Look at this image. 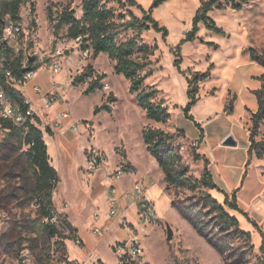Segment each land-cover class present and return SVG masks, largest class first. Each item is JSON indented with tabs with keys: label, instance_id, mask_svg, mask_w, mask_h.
I'll return each mask as SVG.
<instances>
[{
	"label": "rangeland",
	"instance_id": "rangeland-1",
	"mask_svg": "<svg viewBox=\"0 0 264 264\" xmlns=\"http://www.w3.org/2000/svg\"><path fill=\"white\" fill-rule=\"evenodd\" d=\"M137 1L145 9H149L153 0ZM202 1L167 0L155 8L153 17L167 28V35L154 29L143 31L139 37V45L148 46L149 52L136 50L133 54L137 58L150 60L149 68L153 69V74L145 80L141 90L150 87L160 90L153 101L163 104L171 113L167 122H158L146 115L137 100L138 93L132 94L130 81L115 72L116 61L108 53L103 52L94 57L91 49L76 40L64 38L63 34L59 38L53 35L46 7H52L54 16L69 8L75 11L77 18H82V0H25L21 6L20 24L24 30L8 40L10 46L24 53L25 66L32 57L33 61L42 63L44 69L55 62L61 63L62 67L56 74L67 92L66 100L73 118L88 120L95 125L92 138H87L86 133L81 136L75 147L77 157L82 156L81 143L84 140H87V145L92 144L105 150L111 162L118 159L124 164L126 148L136 158L140 169L149 173L152 180L150 195L159 217L158 225L149 229L148 234L142 237L143 254L135 258L127 257L124 263L120 262L110 247V241L116 234L111 232L107 235L99 246V254L108 264H226L222 255L171 206L173 200L178 205L197 202L202 191L211 193L220 203L224 202V195L216 190H207L201 185L195 190L167 187L163 171L150 152L146 153L148 150L142 137V131L146 127L159 128L169 133L170 143L189 169L188 176L200 180L204 160L195 159L194 151L199 153L201 142L196 145L194 140L204 137L203 126L211 133L229 131L239 141L245 140L247 131L252 127L250 113L257 106L255 90L261 83L256 76L264 74V66L252 62L249 48L254 47L260 53L264 52V0L251 1L242 10L231 7L211 9L207 13L210 23L204 20L198 22L195 38L185 40L187 33L193 29ZM103 2L108 8L114 9L116 16L122 15L129 19V12L132 11L136 16L143 17L142 11L135 7L121 8L114 0ZM31 3L34 4V12L31 11ZM216 28L222 31L219 32ZM132 36L133 32L123 33L118 42L123 43ZM54 41L57 43L53 44ZM176 60L180 61L179 65H175ZM88 65L93 67L94 73L74 81L76 76L87 71ZM195 72L210 73L208 79L199 82V100L191 110V114L203 125L202 135H199L200 130L183 113V108L190 101L189 79ZM102 73L107 76L99 82L94 92L86 94L85 90L95 75ZM243 87L246 91L241 96L240 90ZM104 103L110 109L103 108L95 114V107ZM213 121L215 123L207 126ZM5 138V131L0 127V141ZM255 140L264 141V120ZM20 143L21 140L17 138L0 146V264H68L67 261H73L70 256L85 258V253L75 244L77 236L69 231L61 219L57 224L60 234L51 240L34 232L33 221L39 217L40 208L30 201L35 181L32 171L24 166L29 146H20ZM225 149L230 152L236 148L226 146ZM261 151H264V147L255 144L249 153V166L253 167L249 171L253 176L258 173L261 175L262 185H253L257 187L255 189L263 188L259 202L251 200L254 183L250 181L246 191L241 194V202L239 199L238 201L242 209L248 208L251 216L261 222L264 233V157H257ZM56 191L57 187L53 199ZM254 204L258 205L254 207ZM54 209L58 215L61 214L55 201ZM135 210L134 208L129 214L137 221ZM228 210L231 214L240 216L237 211ZM240 222L243 230L252 233L255 249L250 253V258L252 262H256L263 258L260 252L262 235L244 216H241ZM168 224L174 230L172 240L167 239ZM127 233L131 232L122 229L118 236H126ZM55 244L61 250L53 249ZM77 262L76 264L103 263L97 259Z\"/></svg>",
	"mask_w": 264,
	"mask_h": 264
},
{
	"label": "trees",
	"instance_id": "trees-1",
	"mask_svg": "<svg viewBox=\"0 0 264 264\" xmlns=\"http://www.w3.org/2000/svg\"><path fill=\"white\" fill-rule=\"evenodd\" d=\"M114 1L121 8L135 7L141 10L143 17L136 16L132 11L129 12V19H125L122 15L116 16L114 9L108 8L103 0H82V18H77L75 11L69 8H65L58 16H54L52 7L47 6V18L53 26V35L59 38L63 34L64 38L76 40L81 45L91 49L94 57L103 52L108 53L116 61L115 72L122 74L130 81V92L132 94L138 93L137 100L145 110L146 115L155 121L167 122L171 117V113L168 112L163 104L153 101L160 90L156 87L141 90L145 80L153 74V69L149 68L150 60L148 58L140 59L133 55L136 50L149 52L148 46L139 45V37L143 31L154 29L158 32H163L164 36L167 35V28L161 26L153 17L154 9L167 0H153L149 9H145L137 0ZM251 1L254 0H203L201 7L196 13L193 29L187 33L185 40H193L195 38L198 22L204 20L210 23L207 13L211 9L231 7L235 10H242ZM24 3L25 0H0L1 29H4L9 24L15 26L21 24V6ZM31 6L33 8L31 11L34 12V4L31 3ZM216 30L222 31L218 28ZM128 32H133V36L127 41L119 43V37L123 33ZM56 43L57 41L53 42V44ZM249 52L251 60L264 66V52L260 53L254 47H250ZM24 60V53L17 51L16 48L8 44L3 50L0 49V80L15 101L26 110L28 106L24 104L22 93L13 85L7 84L9 74L17 81H20L22 85L26 73L35 72L42 66V63L31 60L25 66ZM179 64L180 61L176 60L175 65ZM25 67H29L27 72L23 71ZM93 73V67L88 65L87 71L76 76L74 81ZM106 76V73L96 74L85 93L94 92L99 82ZM209 77V72L205 74L194 73L193 77L189 79L188 95L190 101L183 108L185 118L191 121L201 132V123L191 114V110L199 100L197 97L199 82ZM260 80L262 81V87L255 91L259 107L256 112L251 114L252 127L249 129L250 146L248 153H250L255 144H261L264 147V141L257 142L255 140L260 124L264 120V74L261 75ZM103 108L110 109L104 103L101 106H96L94 113H99ZM40 125L41 120L37 116L29 117L24 125H19L12 119L0 117V127L4 129L6 135L5 140L0 141V146L17 138L21 140L20 146H29L26 151L27 160L24 166L32 171L35 181L33 196L30 201L31 203L35 202L40 208L39 217L33 221L34 232L51 240L60 234L57 225L60 219L67 225L69 231L73 232L74 230L67 222L65 215H58L54 209L53 193L58 185L59 175L50 162L48 147L44 140V134L40 130ZM142 137L148 151L162 169L167 187H187L195 190L201 185L207 190H216L225 197L224 202L220 203L211 193L202 191L199 201L178 205L173 200L171 202L172 208L222 255L226 264H264V233L262 226L241 208L237 195L241 187L235 189L231 194L222 189L213 177L209 167V159L197 153L196 150L194 151L195 159L204 160L201 179L197 180L193 176H188V167L183 163L181 155L170 143V134L164 130L146 127L142 131ZM257 157H264V151L259 152ZM249 165L248 161L246 166L248 167ZM227 208L237 211L240 216L231 214ZM54 216L57 217V222L51 221ZM241 216H244L262 235L260 252L263 258L258 259L256 262H252L250 258V253L255 249L252 243V233L241 228ZM52 248L61 250L56 244ZM67 263L76 264L78 262L73 260L67 261Z\"/></svg>",
	"mask_w": 264,
	"mask_h": 264
},
{
	"label": "crops",
	"instance_id": "crops-1",
	"mask_svg": "<svg viewBox=\"0 0 264 264\" xmlns=\"http://www.w3.org/2000/svg\"><path fill=\"white\" fill-rule=\"evenodd\" d=\"M252 62L256 63L253 60ZM56 73L58 72H54L50 66L47 69H44V66H41L34 72L31 79L25 81L22 85H18L16 89L22 93L23 98L29 97L34 101L35 106L38 109L44 110L41 94L35 91L36 86L40 87L43 93L49 92L57 87L62 91L65 100L67 98L65 87H63V83L59 80L57 77L58 74ZM256 77L260 80L261 75ZM69 81L71 83V78ZM260 82L261 83L260 86H258V89L262 87V81L260 80ZM245 91V87L241 88V96L245 95ZM258 107L259 105L257 99V106L253 109L250 115L253 112H256ZM69 109L70 107L68 102L65 103L58 101L54 103L49 110H44V112L41 111L43 114L39 117L41 122L48 124L47 128L41 124L40 130H42L44 134V140L48 147L50 162L52 166L56 168L59 175V182L57 191L55 192L54 201L58 207V211L65 215L66 220L73 228L75 235L82 240V244L78 245V248L82 249L85 253V258L71 257L69 253L71 260L82 262L85 260L97 259L104 264H108L107 261L101 258L99 254V246L102 240L111 232H114L116 235L110 241V247L114 252L113 246L118 241L128 240L136 233L135 227L137 221L132 219L130 214L127 216L125 223H122V221L117 219H112L108 216L109 182L103 170H97L94 172L87 171L86 149L89 146L86 144L87 140H84L81 143L82 156L80 155V157H77L75 153V147H77V144L82 138L81 136L86 132H82V134L75 132L70 129V125L76 121H80V119L73 118V115L71 114L70 117L62 120V124L60 126H55V118L57 115ZM212 123H215V121L208 123L207 126L210 127ZM203 128L205 133L201 141V147L198 149L199 154L209 159V167L213 177L222 189L231 194V192L235 189L241 187L237 193L238 199L241 202V194L248 188L249 181L254 183L252 186L262 185L261 175L258 173L253 176L252 172L249 171V169H252L253 167L250 168V166H246V163L249 161V130L247 131L244 141H239L236 137L238 140V144L235 146L236 149L229 152L225 149L226 146L222 144L223 139L230 133L229 131H217L211 133L206 130L205 125ZM203 146H205V148ZM147 152L149 151H146V153ZM125 154L126 157L124 165L128 167V172L119 183L121 190L124 191L129 189L132 185L134 176H136L143 180L147 186L148 196L154 201L150 195L152 180L149 173L147 171L143 172L140 169L136 158H134L126 148ZM113 163L118 164L120 163V160L117 159L113 161ZM251 165L253 166V164ZM251 178H253V180ZM254 186L252 187L254 189L251 190L250 197L253 202H259L258 199H260V195L263 193V188L255 189L257 187ZM125 203L130 204V213L133 212L134 208L136 210L138 208V205L132 198L125 200ZM257 205L258 204H254V207ZM245 211L248 212L249 216L254 219L248 211V208ZM96 212L100 214L99 219L94 218V213ZM257 222L261 225V222ZM131 225L133 226L131 227ZM96 226L101 227L103 231L102 235L94 233V228ZM122 229H127V231H130L131 233H127L126 236L120 237L118 236V233ZM69 241L70 240L68 239V246L70 245V243H68ZM115 256H117L116 253Z\"/></svg>",
	"mask_w": 264,
	"mask_h": 264
},
{
	"label": "built area",
	"instance_id": "built-area-1",
	"mask_svg": "<svg viewBox=\"0 0 264 264\" xmlns=\"http://www.w3.org/2000/svg\"><path fill=\"white\" fill-rule=\"evenodd\" d=\"M23 30L24 29H22L20 25L15 26L13 24L7 25L4 29L0 28V49L3 50L6 44L9 45L8 40L11 36L21 34ZM61 67L60 62H55L50 66L54 72H58ZM33 74L34 72L26 73L23 78L24 82L31 79ZM7 84L16 87L17 85H21V82L17 81L11 74H9ZM35 91L41 94L45 111L49 110L54 103L58 101L67 103L62 91L57 87L49 92L43 93L41 88L36 86ZM24 104L28 106L26 110H24L22 106L15 101L13 96L7 91L0 80V117L9 118L19 125H24L29 117H40V115L43 114L42 112H44V110L38 109L35 106L34 101L29 97L24 98ZM71 114L70 109L59 113L55 118V126H60L62 124V120L70 117ZM41 124L45 128L48 126L47 123L41 122ZM70 129L80 134H82V132H86L88 138H92L95 134V125L88 120L76 121L70 125ZM202 134L203 133L200 131L199 135ZM202 139V137L196 138L194 140L195 144L198 145ZM86 168L88 172L103 170L108 179V216L110 218L117 219L122 221V223H125L127 216L130 213V204L125 203V200L132 198L138 205L136 212V233L128 240L118 241L113 246V249L121 263L126 262L127 257H139L143 254L142 237L146 236L149 229L156 227L159 222V217L155 209V203L148 196L147 186L142 179L134 176L131 187L122 191L119 183L128 172V167L122 163L115 164L111 162L105 150L92 144H90L86 149ZM99 217L100 214L98 212L94 213L95 219H99ZM51 221L57 222V217H52ZM94 233L102 235L103 231L100 226H96L94 228ZM75 243L77 245L82 244L81 238L77 237Z\"/></svg>",
	"mask_w": 264,
	"mask_h": 264
},
{
	"label": "water",
	"instance_id": "water-1",
	"mask_svg": "<svg viewBox=\"0 0 264 264\" xmlns=\"http://www.w3.org/2000/svg\"><path fill=\"white\" fill-rule=\"evenodd\" d=\"M30 60H34L32 57ZM29 70V67L24 68V72H27ZM222 144L225 146H237L238 140L233 134H228L222 141ZM174 237V230L170 224L167 225V239L172 240Z\"/></svg>",
	"mask_w": 264,
	"mask_h": 264
}]
</instances>
